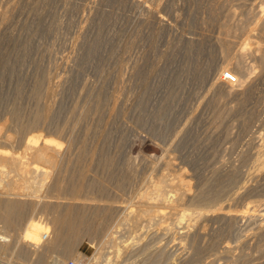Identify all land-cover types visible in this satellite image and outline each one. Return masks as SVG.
I'll use <instances>...</instances> for the list:
<instances>
[{"label":"rangeland","instance_id":"obj_1","mask_svg":"<svg viewBox=\"0 0 264 264\" xmlns=\"http://www.w3.org/2000/svg\"><path fill=\"white\" fill-rule=\"evenodd\" d=\"M262 6L0 0V146L30 169L0 164V196L20 198L26 185L37 201L76 195L92 206L68 217L80 229L65 226L71 241L49 255L18 242L33 217L52 222L42 203L24 205L12 224L0 220V264H54L64 250L65 264H264ZM226 66L240 80L233 86L217 81ZM44 140L60 149L57 169L27 148ZM220 208L239 219L218 218ZM124 216L120 255L97 261ZM71 230L84 240L75 244Z\"/></svg>","mask_w":264,"mask_h":264},{"label":"bare ground","instance_id":"obj_2","mask_svg":"<svg viewBox=\"0 0 264 264\" xmlns=\"http://www.w3.org/2000/svg\"><path fill=\"white\" fill-rule=\"evenodd\" d=\"M256 6V5H255ZM260 7V6H259ZM262 11L264 12V6L261 7ZM256 10V9H255ZM261 11V13H262ZM260 13V12H259ZM260 15V14H259ZM258 15V16H259ZM255 16V15H254ZM257 16V15H256ZM261 18V17H260ZM261 20V19H260ZM245 41V40H244ZM244 43V42H243ZM243 43H240V44H243ZM247 43V42H245ZM245 43H244V46H245ZM248 44V43H247ZM246 44V45H247ZM251 44V43H249ZM242 46V45H241ZM242 48V47H240ZM246 48V47H245ZM244 50V48H243ZM242 50V51H243ZM264 50V49H263ZM258 51V50H257ZM261 51V50H260ZM262 53V52H261ZM263 54V53H262ZM261 54V55H262ZM264 57V56H263ZM262 57V58H263ZM263 62V61H262ZM225 73H231L233 76H234V79H235V82L238 83L240 80L238 79V77L236 76L237 73H235L234 69H232L231 67L229 66H226L222 69V71L220 72V77L218 78V82L219 83H223V84H226L227 86H233L235 85L233 82H230L226 79V77H224ZM239 75V74H238ZM217 79V78H216ZM218 85V84H217ZM225 86V85H224ZM226 86V87H227ZM222 87V85H221ZM232 88V87H231ZM228 89V88H226ZM228 91V90H227ZM15 137V136H14ZM11 138L12 136H8L6 137V141L7 142H13L11 141ZM13 140V139H12ZM33 140H35V138H33ZM5 141V142H6ZM3 144V143H2ZM8 144V143H7ZM4 143V145L0 146V164H4L6 163L13 166L14 168H16L18 171H22L24 169H26L27 171V162L25 163L23 161V158L20 157L19 155L17 156L15 153H10L6 150H8V145ZM2 147V148H1ZM29 150H33V155L35 157V159H43L45 160L46 162H48L52 168H56L58 167V163H59V159H58V155L60 153V149L58 148L57 144H54V142H52L51 140H44L42 141L41 143H34V142H30L28 144V147H27ZM48 150H51L52 151V154L47 157V151ZM40 159V160H41ZM259 164V163H258ZM29 165V164H28ZM261 165V164H260ZM26 166V167H25ZM259 166V165H258ZM259 169V168H258ZM30 169H28L29 171ZM4 171V170H3ZM17 171V172H18ZM27 171V173H28ZM38 171H42V175H43V172L44 173H48L49 171L47 170V168H37V167H34L31 169L30 172H38ZM6 173V172H4ZM20 173V172H19ZM18 173V174H19ZM8 174V173H7ZM22 175L21 176H25L26 172H24V175L23 173H21ZM31 174V173H30ZM49 174V173H48ZM259 174V173H258ZM257 174V175H258ZM20 175V174H19ZM29 175V173H28ZM50 175V174H49ZM184 175V177H182ZM181 174V177H180V180L181 182H184L185 181V178L187 177L185 174ZM260 175V174H259ZM49 177V176H48ZM17 180V179H16ZM20 180V179H19ZM18 180L15 181V180H12V181H15L16 183H20ZM30 180V179H29ZM30 182V181H29ZM29 182H24V183H28ZM6 183V182H5ZM13 183V182H11ZM35 183V182H34ZM21 184V183H20ZM27 184V185H28ZM37 184V182L35 183ZM18 185V184H17ZM22 185V184H21ZM20 185V187H21ZM33 185V184H32ZM22 185V188H24V192L26 193V189L27 186L25 185ZM37 186V185H35ZM11 190H13L15 192V189L17 188L14 187V186H11ZM19 188V186H18ZM18 188L16 190H18ZM28 189L31 191L33 190L32 188H29L28 186ZM27 189V191H29ZM23 190V189H22ZM36 190V187L35 189ZM34 190H33V193H34ZM3 191V190H2ZM21 191V190H20ZM79 191L80 193V189L77 190V192ZM8 192V191H7ZM17 192V191H16ZM15 192V193H16ZM76 192V191H75ZM76 192V193H77ZM10 191L7 193L9 194ZM14 193V194H15ZM20 193H23V192H20ZM19 194V196H23L20 198H14V199H11V198H7V199H3L2 196H0V220L3 222V223H7L6 225L10 224L11 222L13 223L14 221V218H15V215L18 213V211H20L24 205L26 204H31V205H35V203H42V210L47 212V211H50L52 213V222H49V221H45L43 219H35V217H33L31 219V221L28 223V225H26L24 228V231H23V234L19 235V247L21 249H24L26 251H29L30 254H33V253H36V252H43L45 253V255H49L51 253H54V252H57L58 250L62 249V246H63V243L64 241L66 242V234L68 232L65 231L63 228L66 226H74L76 228H78L79 224L80 223H75L74 220H71L69 221L68 217L69 216H72L74 213H79L80 215V219H82L81 217H83L84 213L87 212V211H90L92 206H89L88 204L84 203L85 200H91L89 198H83V197H79V196H76V195H73L71 198H69L68 200L66 201H57V202H54V201H37L35 200V198H33V195H35V193L33 195L29 194ZM1 194V193H0ZM74 194V193H73ZM17 195V194H16ZM70 195V194H69ZM9 196V195H8ZM18 196V195H17ZM81 196V195H80ZM13 198V197H12ZM61 199V197H59ZM59 199V200H60ZM92 201H95L94 199ZM91 204V203H90ZM27 206V205H26ZM226 206V205H225ZM34 209H32L33 211H35V207H33ZM199 208V207H198ZM98 209L100 210V212H103L104 209H106V207H98ZM149 209V208H148ZM227 209V208H226ZM219 213L216 214V216L218 218H222V219H232V220H237L239 219V215H233V214H229L227 212H225V210L222 208L219 209ZM229 210V208H228ZM23 211V210H22ZM94 212L97 211L96 208H94L93 210ZM144 211L147 212V210L145 209ZM227 211V210H226ZM98 212V211H97ZM151 212V211H150ZM215 212V211H214ZM99 213V212H98ZM19 214V213H18ZM86 214H89V213H86ZM76 215V214H75ZM91 215V214H90ZM192 214H189V213H184L182 214V218H185L187 216H190ZM202 217H209L210 215L209 214H201ZM214 216V215H213ZM205 218V219H206ZM210 218V217H209ZM213 218V217H212ZM80 219H77V220H80ZM181 219V218H180ZM121 224L119 223H116L114 225H112L109 230L107 229V233H106V236L101 239V241L99 242V245H98V250L96 252V255H95V259L97 261L101 260L102 258H106V256L110 255V254H114V256H118L120 255V251H121V247H120V244L118 242V240L120 239V237H115L116 233H118L117 229L119 227V225H123L125 224L127 221H128V218L126 216L124 217H121L120 220ZM11 223V224H12ZM98 223V222H97ZM12 226V225H11ZM78 226V227H77ZM93 227V226H91ZM71 228V227H70ZM128 228V227H127ZM67 229V228H66ZM69 229V228H68ZM80 229V227L78 228ZM115 229V230H114ZM70 231V230H69ZM91 231V230H90ZM74 234H73V233ZM70 232H68L69 234ZM71 233L73 234V237L72 234L69 238H71L73 240V242L75 244H79V242H81V240L85 238V236L81 233V230H74L72 231L71 230ZM89 232H86L84 233L85 235L88 234ZM131 233V232H130ZM119 234V233H118ZM44 235H47V237L44 239ZM128 237V236H127ZM66 238V239H65ZM7 238H4V237H0V252L4 249V245L5 244V241ZM70 240V239H68ZM68 240H67V244H68ZM71 241V240H70ZM70 243V242H69ZM83 243V242H82ZM74 244V245H75ZM109 246L110 248H113V252H110V253H106L105 251V248ZM70 247H73V246H70ZM69 247V248H70ZM74 248H72V250H74ZM6 251V250H5ZM62 251V250H61ZM69 251V250H68ZM3 252V251H2ZM12 252V251H10ZM63 253L61 254V258H58L56 259L55 263L54 264H65L66 260L68 259V255L69 253L67 252V250L65 251H62ZM70 252V251H69ZM134 252V251H133ZM58 253V252H57ZM71 253V252H70ZM74 253V251L72 252ZM71 256V255H69ZM107 256V257H108ZM101 258V259H100ZM104 258V259H105ZM114 258V257H113ZM107 259V258H106ZM109 259V258H108ZM103 260V259H102ZM81 261V260H80ZM104 262V261H103ZM108 261H106L107 263ZM111 262V261H110ZM109 262V263H110ZM113 262H111L112 264ZM92 264V263H90Z\"/></svg>","mask_w":264,"mask_h":264},{"label":"built area","instance_id":"obj_3","mask_svg":"<svg viewBox=\"0 0 264 264\" xmlns=\"http://www.w3.org/2000/svg\"><path fill=\"white\" fill-rule=\"evenodd\" d=\"M226 79L230 82H235L234 76L231 73H226ZM66 264H81L76 260H70Z\"/></svg>","mask_w":264,"mask_h":264}]
</instances>
